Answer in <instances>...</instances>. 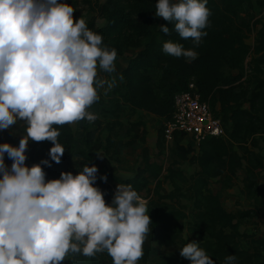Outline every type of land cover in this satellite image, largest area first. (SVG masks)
I'll return each instance as SVG.
<instances>
[{
	"label": "clouds",
	"instance_id": "obj_1",
	"mask_svg": "<svg viewBox=\"0 0 264 264\" xmlns=\"http://www.w3.org/2000/svg\"><path fill=\"white\" fill-rule=\"evenodd\" d=\"M207 5L157 0L155 16L172 24L160 25V31H175L198 47L210 23ZM75 10L67 0H0V131L26 126L18 146L0 143V264H61L101 253L112 264H138L152 230L148 201L131 184L119 183L111 203L106 201L95 183L96 164L46 179L45 166L59 163L66 150L58 126L94 122L98 117L90 109L99 90L115 84L100 73L116 71V49L104 46L102 34L76 19ZM162 48L188 62L198 57L195 47L179 41L169 39ZM45 140L53 145L49 158L29 166V142ZM180 255L191 264H216L195 240ZM223 264H236V256Z\"/></svg>",
	"mask_w": 264,
	"mask_h": 264
},
{
	"label": "trees",
	"instance_id": "obj_2",
	"mask_svg": "<svg viewBox=\"0 0 264 264\" xmlns=\"http://www.w3.org/2000/svg\"><path fill=\"white\" fill-rule=\"evenodd\" d=\"M67 2L76 9L75 12L82 3L91 6L96 14L86 23L90 29L102 34L104 46L116 49L117 58L130 50L137 52L123 70L124 90H120L117 83L114 86L119 98L110 112L117 116L106 124L108 134L105 140L96 139L94 143L93 134L87 132L81 147L71 124L58 126L61 133L59 140L66 150L59 163L45 166L46 179L59 178L64 171L77 174L73 157L81 155L93 160L91 151L98 145L107 153L115 154L123 145L136 141L134 136L125 143L119 142L118 133L123 127L119 116L123 109L122 101L133 110H145L168 121L174 113L176 95L189 90L190 83L194 82L202 100L209 101L215 115L222 119L226 135L206 137L199 143V149L194 147V142L188 146L179 144L175 150L178 159L166 167V175L163 174L164 165L153 162L145 147V167L140 168L136 176L122 180V183L131 184L141 194L149 189L152 179L156 180L148 200L152 220L150 228L156 245L171 247L178 243L184 230L181 221L189 216L182 198L190 192L193 212L188 222L186 244L191 240L198 241L216 260V264H223L229 255L236 256V264H264V237L244 233L240 229L243 223L260 216L264 209V199L259 195V178L264 171V146L261 144L264 135V30L257 32L255 45L248 42L257 23L252 21V12L247 18L243 13L247 5L253 6L252 0H208L210 23L205 29L207 36L202 38L198 47L191 39H181L175 31L167 35L160 31V25L172 27V24L155 16L157 0ZM256 4L264 8V0H256ZM169 39L179 41L185 48L195 47L198 57L188 62L183 57L167 55L162 46ZM217 103L220 104L219 109L215 107ZM86 121L82 123L85 131ZM93 123L97 126L101 124L98 118ZM138 125L134 123L128 130ZM165 142L164 125L158 144L161 153ZM52 146L47 140L30 141L26 149L27 164L31 166L49 158ZM181 160L197 164L199 170L188 176L176 168ZM243 167L248 175L244 179L242 194L253 202V207L228 211L221 195L212 190L211 182L224 176L223 187L230 188ZM167 180L171 181L174 189L165 194L161 190ZM110 195L113 196L112 191ZM158 251V247L147 246L141 260L148 261L150 254H157L158 257ZM87 259L88 264L112 263L107 253ZM162 259L161 264H167L176 257L162 255ZM78 261L73 264H82Z\"/></svg>",
	"mask_w": 264,
	"mask_h": 264
},
{
	"label": "rangeland",
	"instance_id": "obj_3",
	"mask_svg": "<svg viewBox=\"0 0 264 264\" xmlns=\"http://www.w3.org/2000/svg\"><path fill=\"white\" fill-rule=\"evenodd\" d=\"M252 3H253V6H250V5L246 6V12L243 13V16L247 18L249 16L248 13L252 12L254 14L252 21L256 22L257 25H256V29L253 30V32L248 37V42L251 45H255V41L257 38V32L259 30H264V8H260L256 4V0H252ZM95 14H96V12H94L91 9V6H89L88 4L82 3L80 5V7L78 8V11L75 12L73 15L76 19H79L81 17V18L85 19V21L87 22ZM123 62L124 61H122V63ZM101 74L107 76L106 73L101 72L100 75ZM152 74L156 75L153 71H152ZM108 76L110 77L109 80H111L112 77L113 78L115 77V75H113V73L109 74ZM107 77L105 79H107ZM215 107L219 108V104L217 103V106H215ZM90 110L93 111L97 115L101 124L99 126H97L93 122L90 123L88 121H86L85 124L88 126V128H93L92 130H94V131H92L94 143H95L96 139L97 140L103 139L102 141H104L106 135L108 134V131L106 130V128H107L106 124L108 122L115 120L117 115L112 114L110 112V109H107L105 107L104 100L101 97H100L99 101L91 107ZM119 116H120V120H122L124 126L119 130L118 139H119V142L124 143V142H126L127 138L131 134L130 132L132 131V130H128V128H130V126L132 124H134V122H137V120H132L131 119L132 117L130 116V114L125 113V111L121 112L119 114ZM144 119H145V122L147 124H150V125L155 126V127L159 126L157 119L154 116L145 115ZM82 123H84L83 120L79 121L78 123L75 122L72 124L73 129L75 130L76 133H78L77 134L78 135L77 141H78L79 146H81V147L84 146L82 144V138L84 137V131L81 130V128H79V127H82ZM162 127L164 128V123H162ZM25 128H26V126H25ZM16 130H17V128H16ZM15 132L16 131H14V126H12V128H10V129L0 131V143L10 142L13 145L18 146L19 144L17 142H20V139L16 135ZM9 134H10V137H9ZM20 136H22V135H20ZM262 138H264V135L261 137V144H262V146H264ZM131 147L132 148H130V150H127V151H129L127 153V155L130 156L129 158H130L131 162L136 163L137 162L136 161L137 151H139V149L137 150L135 145L131 146ZM134 147H135V149H134ZM101 149H103V147L98 145L93 151L101 150ZM235 149H237L236 146H235ZM130 151H132V153ZM127 155H126V160H124V164L128 160ZM5 162L8 166L12 164V161L8 159L7 154H5ZM188 162H189L188 160L180 161L181 164H184V167H182V165H181V169H184V172L189 176V174H193L194 171L192 168L189 167V165H191V164H189ZM26 163H27V160H26ZM245 173H246V170L244 168H240L238 171V176L230 188H224L223 187V179H221V178L213 179L211 182L212 189L219 192V194L223 197L224 204L228 207V209L247 210V209H251L253 207V202L245 199L244 196L242 195V188L244 185L242 177L244 176ZM165 174H167V173H165ZM162 179H164V176L162 177ZM155 185H156V180L152 179L150 182V185H149V189L142 191L141 196L143 198H145L147 201L151 197L152 190H154ZM260 187H261L260 191H261L262 197H264V176H261V178H260ZM173 189H174V186L172 185L171 181L167 180L165 182L163 188H162V192L168 193V192L172 191ZM182 201H183V204L187 206L186 212L189 214V216L187 219L182 220L181 223H182L184 229L188 231L189 218L191 217V214L193 212L192 200L190 199V192L185 193L184 197L182 198ZM250 220H251L250 222L247 221L248 223L247 222L243 223L240 226L241 231L244 233H255L258 236H264V209L261 211L260 216L254 217ZM185 242H186V239L180 238L178 243H176L174 246H171L173 248L174 252L170 253L169 251H167V248H170V247L165 248L164 246L156 245V242L154 240V232L150 231L149 234L147 235L145 243H144V253L146 254V247L149 245H152V246L159 248L158 257H157V254L156 255L150 254V255H148V261H146V262L141 261V264H161V263H163L162 255H173L174 257H176V260L171 261L170 263L168 262L167 264H183L182 262H184V264H189L188 263L189 260L180 255L181 247H183L186 244ZM79 260L82 261L83 259L80 258ZM82 264H84L83 261H82Z\"/></svg>",
	"mask_w": 264,
	"mask_h": 264
},
{
	"label": "crops",
	"instance_id": "obj_4",
	"mask_svg": "<svg viewBox=\"0 0 264 264\" xmlns=\"http://www.w3.org/2000/svg\"><path fill=\"white\" fill-rule=\"evenodd\" d=\"M136 52H137V50H130L124 56L117 58L115 61L116 71H115V73H113V75H115V77L114 78L112 77L111 80L115 81L114 86L116 85V83L118 84V88L120 90H124L123 80L121 79L123 70L128 66L130 59L136 54ZM122 61H124V62L122 63ZM108 75L109 74H107V76ZM100 76L102 78L107 77V76L102 75V74ZM107 79H110V77L108 76ZM99 91H100V97L104 100L105 107L107 109L111 110L119 98V94L117 92H115V87H113L111 90H108L107 92H105L104 89H101ZM122 106H123V109L121 112L125 111V113L130 114V116L132 117L131 118L132 120H137V122H134V123L139 124L136 127V129H133L134 131L132 130L130 132L131 134L127 138L126 142L128 140L132 139V137H134V136H136V141L131 145H123L121 147V150L115 154L107 153L104 148L101 150L91 151V154L94 157L93 160H90V159H88L84 156H81V155H75L73 157V165L75 167H78V168L82 167V165L84 163H87V162L96 164L98 166V169H99L98 174H97L98 179L95 181V183L102 191L105 192V199L108 203H111V201L113 199V196L111 197V195H110L111 191L113 192V195H114V192H115L118 184L119 183L123 184L122 180H127V179H130V178L136 176L139 169L145 167V159H144L145 147L148 149V154H149V156L153 162L164 165L165 170H164L163 174L168 173V171L166 170V167L169 166L173 161L178 159L177 155L175 154V150L179 144L184 145V146H188L190 143L194 142L195 143L194 147L196 149H199L198 148L199 143H196L195 141H193L190 136L177 134L175 141L172 144L168 145L165 142L164 151L161 153V150L159 149L158 144H159L160 134L162 133V130H163L162 123H164V125H165L166 120L163 117H160V116L153 114V113H149L148 111H145V110H140V109L133 110V109H131L130 105H128L124 101H122ZM219 107H220V104H219ZM145 115H151V116L156 117L159 126L155 127V126H152L150 124H147L145 122V119H144ZM78 122H76V123H78ZM122 124H123V122H122ZM13 126H14V131H16L15 132L16 135L19 137V139H21L22 136H20V135L25 134V130H24L25 125H23V123L21 122L20 124L13 125ZM71 126L73 128L72 124H71ZM86 127H87L86 131L84 130V128L79 127V128H81V130L84 131V135L87 132L92 133V131H94V130H92L93 128H88L87 125H86ZM16 128H17V130H16ZM73 131L77 137L78 133H76L74 129H73ZM134 145L136 146L137 150L139 149V151H137V156H136L137 162L136 163L131 162V160L129 158L130 156L127 155V153L129 152L127 150H130V148H132L131 146H134ZM134 149H135V147H134ZM130 152L132 153V151H130ZM97 153H100V154H97ZM126 155L128 156V160L124 164V160H126ZM188 163L191 164V165H189V167L193 169L194 173L199 170V166L197 164H192L190 161ZM181 165H182V167H184V164H181L179 162V164L176 165V168L181 169ZM243 168L246 170L245 167H243ZM181 170L184 171V169H181ZM105 175L107 176V181H104L102 179V177H104ZM189 175H192V174H189ZM247 175H248V172L246 170V173L242 177L243 184H244V179ZM261 176H264V171L261 172ZM261 176H260V178H261ZM219 178L224 180V176L219 177ZM260 178H259V195L261 198L264 199V197H262V194L260 191V189H261ZM155 186H154V188H155ZM243 187H244V185H243ZM211 188H212V186H211ZM242 190H243V188H242ZM213 191L215 193H219L218 191H215V190H213ZM162 193H164V192H162ZM244 198H245V196H244ZM221 199H222L224 207L228 211L236 212L238 210H241V209H236V210L228 209V207L224 204L222 196H221ZM188 237H189V232L184 229L183 233L181 234V238L187 239ZM259 237H264V236H259ZM165 248H167V247H165ZM167 251H169L170 253L174 252L172 247L167 248ZM80 258L83 259L82 261L84 262V264H88L87 257H84L82 255H77L72 259L65 258V260H63L61 262V264H73L74 262H77L78 259H80ZM141 261L142 260L140 259L138 264H141ZM189 262H190V260L188 261V263ZM105 264H112V263H105Z\"/></svg>",
	"mask_w": 264,
	"mask_h": 264
},
{
	"label": "built area",
	"instance_id": "obj_5",
	"mask_svg": "<svg viewBox=\"0 0 264 264\" xmlns=\"http://www.w3.org/2000/svg\"><path fill=\"white\" fill-rule=\"evenodd\" d=\"M189 87L176 95L173 116L165 123L168 145L175 141L177 133L190 136L196 143L208 136L226 135L222 119L215 115L211 103L202 100L194 82Z\"/></svg>",
	"mask_w": 264,
	"mask_h": 264
}]
</instances>
